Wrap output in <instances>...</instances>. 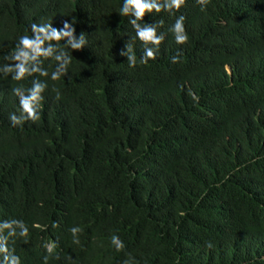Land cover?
Returning a JSON list of instances; mask_svg holds the SVG:
<instances>
[{
    "label": "trees",
    "instance_id": "obj_1",
    "mask_svg": "<svg viewBox=\"0 0 264 264\" xmlns=\"http://www.w3.org/2000/svg\"><path fill=\"white\" fill-rule=\"evenodd\" d=\"M123 3L0 0V66L33 23L86 40L56 81L51 58L48 77L0 73V221L29 229L9 247L21 264H264V0L146 13L165 36L146 64ZM33 79L48 84L40 119L13 126L12 89Z\"/></svg>",
    "mask_w": 264,
    "mask_h": 264
},
{
    "label": "clouds",
    "instance_id": "obj_2",
    "mask_svg": "<svg viewBox=\"0 0 264 264\" xmlns=\"http://www.w3.org/2000/svg\"><path fill=\"white\" fill-rule=\"evenodd\" d=\"M184 2L185 0H124L120 12L122 15L134 17L129 22L135 29L136 37L145 45L143 55L141 56L142 63L146 64L150 59L156 58L159 45L165 36L163 33H158L157 31V28L162 26L163 21L160 24H141L138 21L143 20L146 13L153 11L160 12L167 10L171 12L173 9L179 10ZM207 2L208 0H198V3L202 6V11L205 10ZM184 22L185 17L180 15L169 29L174 34L175 41L178 44L186 43L188 40ZM73 25L74 22L69 23L67 20L63 22L62 29L54 28L52 23L31 24V35L20 36L14 49L3 57L8 63L0 66V73H3L4 76L11 74L12 79L18 82L34 74L48 77L49 72L43 67V60L51 58L56 61L55 70L51 72V80L56 81L61 76L67 75L71 56L66 49L79 51L86 44L83 32L77 37ZM60 41H63L62 46L59 44ZM125 48L126 51L122 49L120 55L127 57L130 66H135L136 56L132 45L126 43ZM179 60V54L172 57L173 63H178ZM47 87L46 81L33 79L31 87L27 89L23 86L12 89V92L19 98L20 105L19 115L12 113L9 116L13 126L22 125L27 120L35 122L40 119L42 94ZM55 91L56 98L59 99V90ZM69 231L74 237L73 242L79 243V240L75 239V237L82 230L79 227H72ZM28 235L29 229L24 221L18 219L0 221V262L2 264H21L20 257L15 254V248L9 247V240L17 237L27 238ZM111 242L117 251H120L124 247L123 242L116 235L112 236ZM12 243H15V239H12ZM45 247L47 252L52 254L55 246L46 245ZM208 247H211L210 243ZM43 259L44 264H48L49 256L46 255ZM124 264H129V262L125 261Z\"/></svg>",
    "mask_w": 264,
    "mask_h": 264
}]
</instances>
